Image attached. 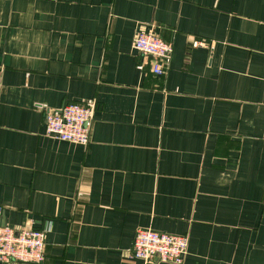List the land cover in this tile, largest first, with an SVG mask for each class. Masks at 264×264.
<instances>
[{
  "label": "crops",
  "instance_id": "crops-1",
  "mask_svg": "<svg viewBox=\"0 0 264 264\" xmlns=\"http://www.w3.org/2000/svg\"><path fill=\"white\" fill-rule=\"evenodd\" d=\"M73 101L87 144L44 134ZM0 207L48 227L40 264H174L129 255L143 228L186 235L181 264H264V0H0Z\"/></svg>",
  "mask_w": 264,
  "mask_h": 264
},
{
  "label": "built area",
  "instance_id": "built-area-1",
  "mask_svg": "<svg viewBox=\"0 0 264 264\" xmlns=\"http://www.w3.org/2000/svg\"><path fill=\"white\" fill-rule=\"evenodd\" d=\"M203 40H194L192 46H204ZM132 48L152 58L151 70L155 75L165 73L166 60L172 51V44L159 38L153 32H136ZM95 101L90 104L66 102L58 110L44 114V134L61 141L87 144L89 123L92 119ZM2 208L0 207V211ZM48 227H36L33 222L24 228L0 225V262L9 264H40L45 260V238ZM186 235L158 232L149 228L138 229L128 249L132 258L144 261L181 264L187 251Z\"/></svg>",
  "mask_w": 264,
  "mask_h": 264
}]
</instances>
